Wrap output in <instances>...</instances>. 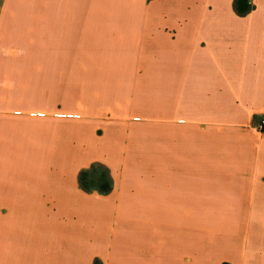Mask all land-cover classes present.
<instances>
[{
  "label": "rangeland",
  "instance_id": "rangeland-1",
  "mask_svg": "<svg viewBox=\"0 0 264 264\" xmlns=\"http://www.w3.org/2000/svg\"><path fill=\"white\" fill-rule=\"evenodd\" d=\"M165 71L0 58V229L18 234L17 264H139L157 241L229 264L264 247V181L229 166L254 139L164 115Z\"/></svg>",
  "mask_w": 264,
  "mask_h": 264
},
{
  "label": "crops",
  "instance_id": "crops-1",
  "mask_svg": "<svg viewBox=\"0 0 264 264\" xmlns=\"http://www.w3.org/2000/svg\"><path fill=\"white\" fill-rule=\"evenodd\" d=\"M0 58L164 66L163 114L192 121L198 131L209 125L215 133L221 121L231 124V133L247 134L255 142L245 147L248 159L229 166L254 172L242 173L251 180L246 184L264 181V132L251 126L264 119V0H0ZM173 164L178 175L180 161ZM3 235L0 229V264H17L18 234ZM179 244L145 242L139 264H153L149 250L154 264H225L188 260L195 251ZM242 245L241 257L230 251L223 258L264 264V247ZM130 247L128 241L124 250Z\"/></svg>",
  "mask_w": 264,
  "mask_h": 264
},
{
  "label": "built area",
  "instance_id": "built-area-1",
  "mask_svg": "<svg viewBox=\"0 0 264 264\" xmlns=\"http://www.w3.org/2000/svg\"><path fill=\"white\" fill-rule=\"evenodd\" d=\"M264 125L259 126L260 132H262L264 129Z\"/></svg>",
  "mask_w": 264,
  "mask_h": 264
}]
</instances>
